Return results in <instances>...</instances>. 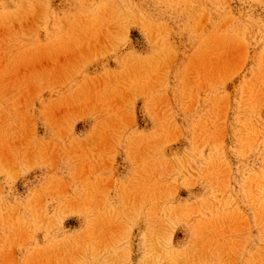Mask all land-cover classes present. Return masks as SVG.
Listing matches in <instances>:
<instances>
[{
	"label": "rangeland",
	"instance_id": "obj_1",
	"mask_svg": "<svg viewBox=\"0 0 264 264\" xmlns=\"http://www.w3.org/2000/svg\"><path fill=\"white\" fill-rule=\"evenodd\" d=\"M0 264H264V0H0Z\"/></svg>",
	"mask_w": 264,
	"mask_h": 264
}]
</instances>
